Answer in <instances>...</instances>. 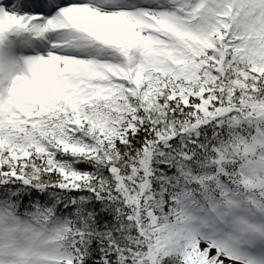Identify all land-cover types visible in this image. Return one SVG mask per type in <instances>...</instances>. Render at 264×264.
I'll return each instance as SVG.
<instances>
[{
	"label": "snow or ice",
	"instance_id": "6c2138e0",
	"mask_svg": "<svg viewBox=\"0 0 264 264\" xmlns=\"http://www.w3.org/2000/svg\"><path fill=\"white\" fill-rule=\"evenodd\" d=\"M0 264H264V0H0Z\"/></svg>",
	"mask_w": 264,
	"mask_h": 264
}]
</instances>
